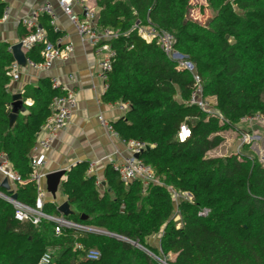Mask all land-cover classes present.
<instances>
[{
	"label": "trees",
	"instance_id": "16d2710c",
	"mask_svg": "<svg viewBox=\"0 0 264 264\" xmlns=\"http://www.w3.org/2000/svg\"><path fill=\"white\" fill-rule=\"evenodd\" d=\"M189 1L94 0L96 25L118 32L108 42L115 57L101 100L128 106L111 125L119 140L147 144L138 158L151 167L157 183L145 189L137 180L125 184L110 164L102 173L103 187L87 173L89 162L65 171L59 189L72 214L64 218L114 237L72 229L56 235L52 222H19L12 205L0 198V264H37L44 253L52 264H264V165L249 145L226 156H207L222 144L223 132L244 128L241 118L264 117V0H206L211 16L205 24L188 18ZM5 8L0 0V19ZM37 24L52 44L62 36L46 15ZM135 26L172 36L174 49L195 66L202 94L213 100L223 124L188 105L191 75L177 70L155 41L142 40ZM33 31L19 22L20 40ZM42 50L37 43L25 58L41 63ZM13 63L9 45L0 43V154L22 181L13 191H0L34 207L30 153L51 115L52 100L63 93L49 78L24 86L21 109L10 123ZM181 125L190 131L183 142L177 136ZM172 192L191 198L175 201ZM202 210L209 212L199 216ZM42 212L62 216L55 203L45 202ZM155 235L157 247L147 243ZM88 250L100 257L85 259Z\"/></svg>",
	"mask_w": 264,
	"mask_h": 264
},
{
	"label": "built area",
	"instance_id": "2783aa9c",
	"mask_svg": "<svg viewBox=\"0 0 264 264\" xmlns=\"http://www.w3.org/2000/svg\"><path fill=\"white\" fill-rule=\"evenodd\" d=\"M57 6L61 12L68 18L69 22L73 25L76 33L81 41H84L89 46L95 48L100 55L99 61V75L104 81V90L107 85L105 83L106 73L111 69V63L115 57V52L110 48L108 42L117 37L118 32H114L109 29H101L96 25V13L93 8L85 3V0H56ZM73 6L80 8V13L76 14L73 11ZM40 15H46L49 17L50 25L54 30H58L57 16L50 3H45L40 7L32 9L26 17L20 22L27 30L34 29V31L26 38L20 41L21 51L25 54L33 45L37 43L43 44V50L41 52L42 62L35 64L26 59V65L34 70L44 71L52 67V65L61 59H66L72 52V45L70 43L62 44V40L58 39L55 44L48 42L45 39L43 30L38 26V17ZM7 11L4 10L2 19H6ZM137 35L147 43L155 41L160 47L164 55L176 65L177 70L185 71L189 73L194 81V86L191 91L190 97L187 101L188 105H193L199 108L201 111L207 113L210 117H216L221 124L224 123V119L221 114L214 108L213 100L210 102L202 94V86L200 84V78L197 74L195 66L188 61V59L178 53L174 49V40L172 36L166 31H159L152 26L139 27L135 26ZM20 66L15 62L10 66L11 81L16 82L19 79ZM72 79V77H70ZM52 87L59 89L63 94L59 97H55L50 105L51 115L45 120L41 126L35 146L32 148L29 164L31 168L30 179L36 186V199L34 207H29L14 201L11 199L10 194H4L0 191V198L12 205L15 213V219L19 222L29 221L33 225H37L41 220L54 223V231L56 235H59L63 229H72L79 232H94L100 234L102 231L90 229L82 225L75 224L63 216L52 217L42 212L43 205L45 203V193L40 187L41 181L45 177V167L47 162V152L51 148L52 144L57 138V135L62 131L70 118L71 112L75 106V94L63 87L56 79H51ZM120 109H125L126 104H119ZM100 126L110 137L119 140L117 132L113 129L110 122L106 121L101 115L98 116ZM240 125L242 127L259 126L264 128V117L255 114L252 116H246L240 119ZM184 133V135H183ZM190 135V131L186 125H181L178 133V139L183 142ZM238 147L239 150L244 145H251L253 142L260 139L256 134L249 133L243 128L239 130ZM120 142L124 145L128 151L129 156L122 157L119 161H110L112 169L118 174L120 180L128 184L132 181H140L143 188H147L150 184H156L157 181L154 177L153 170L150 166L145 165L136 155H139L143 150L147 148V144L141 141L129 140ZM237 150V152H238ZM97 163H89L87 173L96 177V184L100 185V179L96 175L95 167ZM0 175L2 179H6L9 186L12 185V191L15 184H22V181L18 174L14 172L8 163L4 155L0 154ZM11 190V189H10ZM172 197L175 201L179 197H185L190 199V195L183 193L181 195L172 192ZM208 210H202L198 213L199 216H206ZM175 218H178L176 215ZM179 219V218H178ZM76 248L80 249L81 245L76 244ZM100 254L96 250H88L85 253V259L97 260ZM161 264H165L160 261ZM37 264H52V258L49 253H44Z\"/></svg>",
	"mask_w": 264,
	"mask_h": 264
},
{
	"label": "crops",
	"instance_id": "0c3cea01",
	"mask_svg": "<svg viewBox=\"0 0 264 264\" xmlns=\"http://www.w3.org/2000/svg\"><path fill=\"white\" fill-rule=\"evenodd\" d=\"M6 3L7 17L0 19V43H7L9 48L21 40L17 35L19 22L28 13L45 3H50L57 16V27L62 32L59 38L62 44L70 43L72 52L66 59L56 61L51 68L39 71L29 66L20 67L19 79L8 85L10 95L21 94L26 85H33L41 78L56 79L60 84L75 94V106L71 112L66 127L60 131L56 140L47 152L45 177L40 183L45 193V202L55 203L57 207L66 202L59 184L64 175L59 178V183L53 193L51 187L55 180L47 177L61 171H67L80 162H96V175L103 187L102 173L104 167L111 161H119L122 157L129 156L128 151L120 140L110 137L100 126L98 116L112 123L124 117L128 106L120 109L119 104H104L101 96L104 93V81L99 75L100 55L97 50L78 37L75 28L68 18L57 6L56 0H2ZM97 14L94 0H85ZM76 14L80 8L73 6ZM72 77V79H70ZM212 100V99H211ZM26 105H31L27 100ZM0 175V183L2 182ZM53 183V184H52ZM12 185L10 189L12 190ZM154 236L148 239L151 242ZM153 246V245H151Z\"/></svg>",
	"mask_w": 264,
	"mask_h": 264
},
{
	"label": "rangeland",
	"instance_id": "374dc122",
	"mask_svg": "<svg viewBox=\"0 0 264 264\" xmlns=\"http://www.w3.org/2000/svg\"><path fill=\"white\" fill-rule=\"evenodd\" d=\"M211 16V11L207 8L206 0H190L188 7V18L198 22L199 24H205ZM212 101L210 98L208 99ZM245 131L256 134L260 139L249 145V151L258 157L261 164L264 165V128L259 126L245 127ZM223 137L222 144L213 151L207 153L208 157H221L231 153L237 152L239 131H226L221 134ZM239 151V150H238ZM179 200V198H178ZM176 227L179 228L178 218H174ZM148 241V240H147ZM148 243V242H147ZM149 243L154 247L158 246V236L155 235L153 240ZM169 260H173V256L169 257Z\"/></svg>",
	"mask_w": 264,
	"mask_h": 264
},
{
	"label": "water",
	"instance_id": "95a60500",
	"mask_svg": "<svg viewBox=\"0 0 264 264\" xmlns=\"http://www.w3.org/2000/svg\"><path fill=\"white\" fill-rule=\"evenodd\" d=\"M10 53L13 57V60L14 62L20 66V67H25L26 66V58H25V54L21 51V43L18 42L14 45H11L10 48ZM22 97H21V94H13L11 96V109H12V113L10 114L9 116V121L10 123L13 122L14 118H15V115L16 113L21 109V104H22ZM136 158H138V155L135 156ZM65 171H61V172H58L54 175H51V176H48L47 179L48 180H55L54 184H53V187H51V193H53L59 183V178L62 177L64 175ZM0 188L3 189V190H6L8 191L10 189V186L7 182L6 179H3L2 182L0 183ZM10 197L12 200L16 201V195L15 194H10ZM57 211L60 215H62L63 217H67L68 215L72 214V211L70 210L69 208V204L66 202L62 203L61 205H59L57 207ZM100 234H104V235H108V236H112L114 237V235L112 234H109V233H106V232H101ZM124 240V239H123ZM130 242V241H128ZM132 245L138 247L139 249L143 250V251H146L147 250L133 242H130Z\"/></svg>",
	"mask_w": 264,
	"mask_h": 264
},
{
	"label": "bare ground",
	"instance_id": "6f19581e",
	"mask_svg": "<svg viewBox=\"0 0 264 264\" xmlns=\"http://www.w3.org/2000/svg\"><path fill=\"white\" fill-rule=\"evenodd\" d=\"M183 135H184V133H183Z\"/></svg>",
	"mask_w": 264,
	"mask_h": 264
}]
</instances>
